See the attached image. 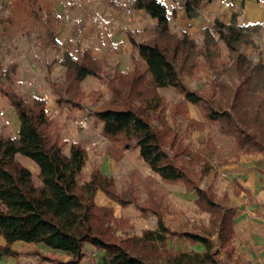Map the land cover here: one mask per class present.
I'll list each match as a JSON object with an SVG mask.
<instances>
[{"label": "rangeland", "instance_id": "1", "mask_svg": "<svg viewBox=\"0 0 264 264\" xmlns=\"http://www.w3.org/2000/svg\"><path fill=\"white\" fill-rule=\"evenodd\" d=\"M93 3L104 7L121 6L127 18H124L123 27L119 31L125 32L128 38L130 34L135 37L136 33L144 31L151 33L147 40L159 36L157 23L148 21L146 15L128 13L133 8V2L127 0H0V65L3 73L0 86H11L15 90L13 86L17 80L19 61L23 62L34 50L40 55L39 62L44 59L42 65L46 74H55V68H59L57 56L65 55L63 43L58 39L59 34L71 38L80 35L82 28L88 25V13L94 10L91 7ZM238 12L233 11L235 19ZM215 21L204 26L185 25L182 28L183 34L179 36H187L188 44L173 60L190 89L205 96L216 108L231 111L245 128L264 140V20L235 22L238 30L236 34L242 41L238 43L240 52L250 59L242 68H254L252 81L244 85L245 94L237 100L235 91L239 78L235 72L236 53L220 38L215 29ZM79 47L81 43L73 44L66 51L72 50L77 54ZM118 50L130 54L132 68L125 71L134 68L146 71L145 61L133 55L129 48L123 45ZM50 52L53 56L48 59L46 54ZM101 60L104 72L96 83L101 94H94L93 97L97 103L91 105L90 97L83 98L82 102L94 109L111 97L107 76L118 70L108 57ZM174 90L170 94L158 88L166 101L157 114L162 116L168 126L165 142L170 155L192 180L200 181L202 186H212L221 198L228 189V197L224 201L236 208L237 233L233 241L221 244L216 236L210 237V240L219 249L223 264H264V155L260 150L250 154L239 150L235 137L224 131L227 128L225 121L210 119L203 105L188 101L177 89ZM74 99L82 100V95L74 93ZM62 109V115L69 119L76 120L78 112L82 116L76 125L71 124L88 146V168H95L92 158L103 155V152L109 153L117 161L123 157L121 144L103 135L100 121L88 110L66 101ZM157 123L162 125L159 121ZM61 124V121L54 119V128L60 130ZM16 127V116L10 101L0 92V133L6 137L15 136ZM119 171L122 177L120 186L115 181L117 199L107 196L123 206H133L130 217H117L114 207L108 206L113 209L116 218L113 226L119 239L142 236L143 231L152 225L151 216L157 212L164 213L166 225L176 232L168 235L166 240L167 247L175 251L196 249L191 248L194 241L185 237L184 232L207 235L214 230L210 213L201 210L196 204L194 189H188L187 183L181 180H163L140 153L132 151ZM85 176L86 170L80 174V184L86 182ZM33 178L36 183L40 182L35 171ZM151 244L148 242L143 247L133 241L127 247L132 253L148 254L152 252ZM22 246L27 253L35 254L36 250H40L56 260L67 258L64 254L49 253L42 245ZM162 249L158 246L157 252L153 254H161Z\"/></svg>", "mask_w": 264, "mask_h": 264}, {"label": "trees", "instance_id": "2", "mask_svg": "<svg viewBox=\"0 0 264 264\" xmlns=\"http://www.w3.org/2000/svg\"><path fill=\"white\" fill-rule=\"evenodd\" d=\"M202 2L185 0L186 14L197 16ZM133 7L145 10L157 19L159 36L140 41L133 34L129 35L146 62V71L134 68L132 71L116 70L108 75L111 97L95 109L83 105V98L90 97L91 105L95 106L94 94H101V91L94 89L86 94L80 87L87 75L101 78L104 72L102 60L90 52L85 50L74 56L66 51L62 60L67 68L66 80L51 84L59 96V103H72L99 118L104 124L103 135L121 144V150L136 142L143 160L163 180H181L187 183L188 189H194L196 204L210 213L214 230L207 235L190 231L183 235L191 241L201 242L205 250L175 251L168 248V235L176 232L166 225L160 212L156 213L157 230L146 229L142 236L119 239L113 226L116 222L113 209L98 205L94 200L98 189L117 199L114 177L95 167L91 180L80 184L78 178L88 159L85 146L74 141L70 154H65L60 130L53 126L46 99L35 95L30 102L11 86H0V92L9 99L19 118L18 137H6L0 133V235L7 241L6 245H0V257L18 254L11 245L15 241H24L43 243L69 255L67 260H56L40 250L35 251L42 259L54 264H80L84 257V243L89 242L105 251L103 264H223L219 249L214 247L210 237L217 235L221 244L232 239L235 209L219 199L211 186L202 187L200 181L192 180L186 170L174 162L165 142L168 126L157 114L166 102L158 88L173 86L188 101L203 105L210 119L225 121L227 128L224 131L235 137L238 149L246 154L260 150L264 155V140L245 128L231 111L216 108L205 96L188 87L173 60L188 44V38L169 31L166 4L161 0H134ZM215 29L236 53L235 72L239 83L236 84L235 99H241L245 94L244 85L252 81L254 68H242L250 59L240 52L238 43L242 41L236 34L235 17L230 23L216 20ZM1 68L0 65L2 79ZM74 93L81 94L82 100H75ZM18 153L38 164L41 184L34 181L31 169L16 158ZM133 241L143 247L152 243V252L132 253L127 246ZM158 246L163 248L162 253L155 255Z\"/></svg>", "mask_w": 264, "mask_h": 264}, {"label": "crops", "instance_id": "3", "mask_svg": "<svg viewBox=\"0 0 264 264\" xmlns=\"http://www.w3.org/2000/svg\"><path fill=\"white\" fill-rule=\"evenodd\" d=\"M161 1H163L166 4L167 11L169 14V31L172 33H177L178 35L183 34L182 28L185 25L187 26L192 25L193 27L198 25L204 26L207 24H211V22H213L214 20H221L223 22L230 23L233 20V11H237V10H239V12L236 16L235 22L248 23L251 21L254 22V21L264 20V0H203V2L199 7V15L195 17H189L186 14L185 5H184L185 0H161ZM127 2H134V0H127ZM91 7H94V10L93 11L89 10L90 13H88V16L90 17L88 20V25L82 28L83 30L80 35L77 36L73 35L71 38L67 35L63 36V34H59L58 39L63 43L64 54L70 45L73 46V44L81 43V47H79L76 50L77 54H75L72 50H70L69 52L74 56H78L80 54L79 53L80 51L87 50L91 53L93 57L99 59L108 57L110 61L113 62L114 68H117L120 71H125L129 68H132L130 54L122 50L116 51V49L118 48L120 49L123 45H125V47L129 48L130 52L133 53V55L139 56L141 58L139 54V50L132 44L127 34L125 32L119 31L123 27L124 18H127L126 12L120 9L121 6H115V5L104 7V5L98 6L97 4L93 3ZM129 12L146 15L148 17V21H150L153 24L157 23V19L143 9H135L133 7L132 9H129L128 13ZM130 24L133 26L132 23ZM132 29H138V28H132ZM150 35L151 33L148 34L147 31H144V32L136 33L135 37L140 41H142V40H147L150 37ZM34 51H31L30 54H28L26 58L23 59V62L19 61V64L16 68L17 80L15 81L13 87L18 93H20L25 99H27L30 102H32V98L35 95L44 97L46 99V108L49 111L53 119V122L54 119H57L58 121L62 122V124L60 125L61 143H62L63 152L65 154L67 155L70 154L71 144L74 141H80L85 146L87 153H89L88 146L87 144L85 145V142L81 137V134L78 131H75L74 126L72 127L71 124L72 122L73 124L76 125L77 121H79L80 117L82 118V116H80L79 112L78 113L76 112L78 115L76 120L64 117L62 115L63 102L61 103L58 102L57 94L53 89V87L51 86V81L56 83H63L65 81L67 68L65 65L62 64L64 55L61 56L59 54L57 56L58 65H59V68H55L57 69V72L55 74L52 73L51 75H47L46 70L42 65L44 59L42 58V61L39 62L38 58L40 55L39 53H37V51L36 52ZM52 56L53 53L51 54V52L49 53V55L46 54V57L48 59L49 57ZM97 81H99V77H96L94 75H87L81 81L82 91L88 94L91 89H98L96 84ZM174 89L176 88L173 86L159 87V91H164L170 94L173 93V91H175ZM11 107L16 116V123H17L16 135L12 137H18L19 118L15 108L13 106ZM97 119L101 123L102 132H103L104 124L99 118ZM132 151L134 153H140L139 146L136 144V142H134L130 148L123 149V157L119 161L112 158L109 153L103 152V155L96 156V158H92L93 163L96 165L95 167H98L103 174L114 177L117 186H120L122 174L119 171V169L124 163V161L128 159ZM16 158L19 159V161L23 163L25 166H27L29 169H31L32 173L35 171L39 175L40 172L39 166L31 158L24 156L20 153L16 155ZM87 162L88 161H86V164L82 169V172L86 170L85 183L91 180V174L94 169V167H92L91 169L88 168ZM224 173L225 172H222V174ZM37 184H41V180ZM262 185H263L262 188L264 190V180ZM202 187H207V186H202ZM214 192L219 199L224 200L225 198L228 197L227 192L229 191L228 189H226V192L225 194H223L222 198L216 193L215 190ZM94 200L98 205L101 206H113L117 217H130L132 214V210H131L133 207L132 204L123 206L120 203H116L109 196H107V194L101 189H98L96 191ZM234 209H235V216L233 219L234 235L230 241H233L237 233L235 227L236 208L234 207ZM134 214H136V212H134ZM153 215L155 216H151L153 217L152 225L148 229L156 230L158 227V217L156 213H153ZM214 236L217 237V235H213L211 237ZM6 244H7L6 239L4 238V236L0 235V245L4 246ZM22 244L42 245L43 247L48 249V251H50L49 253L53 254V252H56V253L64 254L67 257L65 260L69 258V255L66 252L61 250L51 249L50 247H48L43 243L36 244V243H28L24 241H15L12 243L11 247L14 251H17L18 254L2 255L0 257V264H54L53 261L42 259L39 255L34 254L33 252L27 253L26 250L23 248ZM194 247L196 248L195 251L203 252L205 250L204 245L198 241L196 242L194 241V245H191V248ZM190 250H194V249H190ZM83 252H84V257L80 264H103V257L105 255V251L103 249L97 248L96 246H94L89 242H85L83 246Z\"/></svg>", "mask_w": 264, "mask_h": 264}]
</instances>
